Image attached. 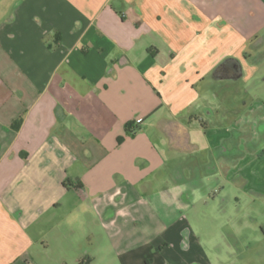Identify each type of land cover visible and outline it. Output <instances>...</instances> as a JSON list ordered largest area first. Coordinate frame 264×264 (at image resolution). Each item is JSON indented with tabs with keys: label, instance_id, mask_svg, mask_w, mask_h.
Segmentation results:
<instances>
[{
	"label": "crops",
	"instance_id": "obj_1",
	"mask_svg": "<svg viewBox=\"0 0 264 264\" xmlns=\"http://www.w3.org/2000/svg\"><path fill=\"white\" fill-rule=\"evenodd\" d=\"M263 34L264 0H23L6 12L0 264H79L86 246L88 264H194L182 178L208 169L254 188L252 174L264 188V103L241 109L233 91L256 78Z\"/></svg>",
	"mask_w": 264,
	"mask_h": 264
},
{
	"label": "rangeland",
	"instance_id": "obj_2",
	"mask_svg": "<svg viewBox=\"0 0 264 264\" xmlns=\"http://www.w3.org/2000/svg\"><path fill=\"white\" fill-rule=\"evenodd\" d=\"M22 3L23 0H0V20ZM253 55L252 62L258 68L256 78L240 82L233 90L241 94V109L252 100L264 103V42L257 45ZM228 89L226 86L225 91ZM236 115H230L226 123ZM202 139L201 149L193 154L199 164L207 161L208 156V143L204 136ZM254 156L253 170L264 171V164H259L264 154L257 150ZM250 166L246 165L247 169ZM182 179L187 181L185 195L190 197L185 214L196 236L194 244L200 247L193 252L194 264H264V188L257 178L252 174L247 178L254 188H245L243 182L234 183L224 173L208 169L194 172L193 176L186 174ZM81 254L79 264H88L91 259L88 246ZM113 264H118L117 259L114 258Z\"/></svg>",
	"mask_w": 264,
	"mask_h": 264
}]
</instances>
